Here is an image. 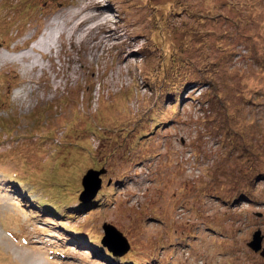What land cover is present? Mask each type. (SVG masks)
Listing matches in <instances>:
<instances>
[{"label":"rangeland","instance_id":"obj_1","mask_svg":"<svg viewBox=\"0 0 264 264\" xmlns=\"http://www.w3.org/2000/svg\"><path fill=\"white\" fill-rule=\"evenodd\" d=\"M4 1L0 264H264V0Z\"/></svg>","mask_w":264,"mask_h":264},{"label":"water","instance_id":"obj_2","mask_svg":"<svg viewBox=\"0 0 264 264\" xmlns=\"http://www.w3.org/2000/svg\"><path fill=\"white\" fill-rule=\"evenodd\" d=\"M105 170L103 168L97 170L89 168L85 175H82L80 184L82 185V190L79 193L78 200L81 202H87L93 199L100 189V175L103 174ZM103 236L101 237V245L106 248L113 256L120 257L129 250L130 244L127 237L120 232L115 226L110 223L102 224ZM262 236L257 231L252 234L251 240L248 242V246L257 252L261 249ZM260 255L264 256V249L260 251Z\"/></svg>","mask_w":264,"mask_h":264},{"label":"trees","instance_id":"obj_3","mask_svg":"<svg viewBox=\"0 0 264 264\" xmlns=\"http://www.w3.org/2000/svg\"><path fill=\"white\" fill-rule=\"evenodd\" d=\"M15 1L18 2V1H22V0H5L4 3L2 4V6H5V7H8V8L11 9V8H12L11 5L8 6L7 4H8V3H11V2H15ZM2 6H1V7H2ZM29 6L31 7V4H28V5L26 6V8H29ZM38 14H42V12L39 11ZM179 76H180V75H178V77H179ZM170 81L172 82V80H170ZM170 81L167 80V81L164 82V84H165V85L172 84ZM172 85H173V84H172ZM246 143H247V142H246ZM246 145H250V144H249V143H248V144H244V145H241L240 147H242V149L245 150V146H246ZM18 166H19V165H18ZM34 168H35V165H34V164H31V163L29 164V163L27 162L26 167H25V170H24L23 172L21 171V172H22L21 176H19V177H15L14 180H16V181L18 182V181H20V179H22V178L25 177V178H27V179H25V180L29 182V179H28V178H29L30 175L38 176V173L35 171ZM100 178H101V176H100ZM12 180H13V179H12ZM78 182L80 183V181H78ZM211 182H213V181H211ZM18 184H20V183H18ZM204 184H206V183H201V182H200V186H201V188H204V187H205V186H203ZM20 185H21V184H20ZM21 186H22V185H21ZM238 186H239V183L237 184V186L235 185V187H236V188H235V191H236L237 189H239ZM76 189H77V188H76ZM241 189H243V188H241ZM243 193H244V190H241V192H239V193L237 192L238 196H239V194L241 195V194H243ZM73 197H75V196H73ZM73 197H72V198H73ZM76 197H77V195H76ZM72 200H73V199H72ZM222 201H223V200H222ZM36 203H37V204H38V203L40 204V202H38V201H36ZM46 207H47V206H46ZM37 208H38V206H36L34 209H37ZM66 208H67V207L65 206V207H63L62 209H53V208H50V210L52 211L53 214L60 215L61 213L63 214V213L66 211ZM41 209H43V208H41ZM44 209H45V208H44ZM63 209H64V210H63ZM39 211H40V212H43V210H39ZM61 211H63V212H61ZM48 213H50V212H47V214H48ZM64 216H65V215H64ZM106 255H108V254L106 253ZM127 264H128V263H127Z\"/></svg>","mask_w":264,"mask_h":264},{"label":"bare ground","instance_id":"obj_4","mask_svg":"<svg viewBox=\"0 0 264 264\" xmlns=\"http://www.w3.org/2000/svg\"><path fill=\"white\" fill-rule=\"evenodd\" d=\"M99 6H100V5H98V6H96V7H99ZM99 12H100V10H99ZM98 14H99V13H98ZM56 34H58V32L54 33V36H55ZM48 35H49V34H48ZM48 35L46 36V38L48 37ZM52 36H53V35H52ZM54 36H53V37H54ZM49 37H50V35H49ZM49 37H48V38H49ZM46 38H45V40H46ZM50 39H51V38H50ZM51 42L53 43V42H54V39H52ZM45 43H46V45H50V43H47V42H45ZM39 44H41V43H39ZM53 44H54V43H53ZM37 47H39V45H38V46H37V45L35 46L36 49H38ZM81 187H82V185H81ZM82 188H83V187H82ZM13 192H14V191H13ZM60 253H61V252H60Z\"/></svg>","mask_w":264,"mask_h":264},{"label":"clouds","instance_id":"obj_5","mask_svg":"<svg viewBox=\"0 0 264 264\" xmlns=\"http://www.w3.org/2000/svg\"><path fill=\"white\" fill-rule=\"evenodd\" d=\"M37 22L40 24V23H42V20H41V19H37L36 23H37ZM33 23H34V22H28V23H26V24H31L33 27H35V24L33 25ZM36 32H37V28H36V30H35V33H36ZM44 34H45V33H43L42 38L44 37ZM102 224H103V223H102ZM248 242H249V241H248ZM248 242H247V245H248ZM248 247H249V246H248ZM249 248H250V247H249ZM250 249H251V248H250ZM251 250H252V249H251ZM252 251H253V250H252ZM253 252H254V251H253Z\"/></svg>","mask_w":264,"mask_h":264}]
</instances>
